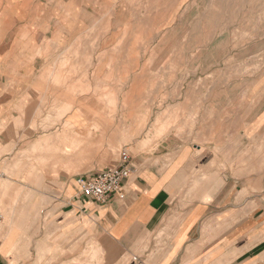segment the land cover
Returning <instances> with one entry per match:
<instances>
[{
    "label": "rangeland",
    "instance_id": "rangeland-1",
    "mask_svg": "<svg viewBox=\"0 0 264 264\" xmlns=\"http://www.w3.org/2000/svg\"><path fill=\"white\" fill-rule=\"evenodd\" d=\"M12 3L34 67L21 65L17 101L0 100L8 260L104 264L86 220L59 217L53 198L77 196L75 178L122 149L137 173L205 162L216 186L224 173L235 200L264 206V0ZM237 238L235 220L200 225L171 264H235ZM133 256L123 264L153 259Z\"/></svg>",
    "mask_w": 264,
    "mask_h": 264
},
{
    "label": "crops",
    "instance_id": "crops-1",
    "mask_svg": "<svg viewBox=\"0 0 264 264\" xmlns=\"http://www.w3.org/2000/svg\"><path fill=\"white\" fill-rule=\"evenodd\" d=\"M12 1L0 0L2 102L19 99L12 94L21 91L20 85H16L19 82L17 79L27 76L21 71V65H27L28 70L34 67L22 63L19 45L24 30L21 28L24 26L27 29L24 35L28 37V43L34 40V35L30 32L29 23L21 24L16 19V12L10 11ZM9 107L11 104L4 105L0 111L4 113ZM192 167L193 164L185 162L177 168L169 164L161 170L157 168L155 173H137L134 168L130 170L129 165L123 179V198L112 194L103 202H95L73 194L67 198H53V205L58 206L56 211H61V218L66 217L63 213L67 212L70 220H86L88 226L84 223L82 227H86L85 230L100 249L104 264H123L124 257H131L140 251L146 256L153 253V259L146 262V258L139 264H159L165 260L166 264H171L178 253L185 250L198 227L210 226L215 220L236 221L235 264H264V206L250 208L254 200L234 199L233 191L239 185L238 179L231 181L232 185L228 188L229 176L221 173L223 181L216 186L207 163ZM98 169L95 166L87 174ZM76 187L75 184L72 190ZM5 251L4 242L0 240V264H13Z\"/></svg>",
    "mask_w": 264,
    "mask_h": 264
},
{
    "label": "built area",
    "instance_id": "built-area-1",
    "mask_svg": "<svg viewBox=\"0 0 264 264\" xmlns=\"http://www.w3.org/2000/svg\"><path fill=\"white\" fill-rule=\"evenodd\" d=\"M115 165L75 178L78 196L95 202H103L109 195L124 196L123 179L126 178L130 155L127 149L119 151ZM1 221V214H0Z\"/></svg>",
    "mask_w": 264,
    "mask_h": 264
}]
</instances>
